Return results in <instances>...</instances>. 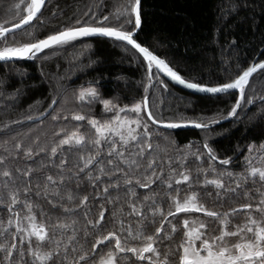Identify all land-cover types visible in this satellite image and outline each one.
<instances>
[{"label":"snow or ice","instance_id":"snow-or-ice-1","mask_svg":"<svg viewBox=\"0 0 264 264\" xmlns=\"http://www.w3.org/2000/svg\"><path fill=\"white\" fill-rule=\"evenodd\" d=\"M48 6L49 0H23V4L14 5L18 23L11 22V27L0 25V61L41 57L46 61L45 50L55 52L79 38L103 36L130 46L142 62H146L145 93L149 92L148 85L166 89L164 77H167L210 98L238 95L226 116L214 113L165 122L150 110L148 95L130 106L119 107L110 99L101 100L95 87H81L76 100L89 106L100 101L104 113H112L103 121L79 113L71 115V119L78 122L87 120L95 130L93 138L89 139L79 128L70 132L57 129L50 144L40 145L37 137L33 145L27 147L21 141L15 142L13 150L6 147L7 141L0 145L3 147L0 210L6 209L5 218H0V264H131L129 254L135 257L136 264H264V141L258 145L256 142L247 144L248 155L244 157L241 172L218 169L214 163L218 156L207 139L203 143L205 151H200L199 145L192 150L190 142L183 149H176L174 156L162 157L156 152L159 145L153 143L160 136L161 125L166 129L192 126L208 131L229 118L239 119L238 110L255 102L246 95V87L250 86L249 78L253 73L264 70V60L248 66L228 82L202 83L183 77L150 46L138 42L143 0H121L107 14H98L89 7L79 16L73 14L66 18L57 30L37 38L33 21L43 25L42 10ZM57 15L62 12L53 9L52 16ZM21 29L28 37L26 41L15 40V32ZM9 36L13 39L11 43ZM3 94L0 91V96ZM18 95V89L10 94L12 99ZM57 103L53 98L45 109L52 110L54 122L68 118L62 109H55ZM64 146H68L67 149ZM73 151L79 154L69 167L66 153ZM189 156L197 161L206 158L208 166L198 167L193 176L185 164ZM37 157L42 159L37 161L34 159ZM232 159L226 157L219 163L228 166ZM18 161H23L22 167ZM157 181L165 186L162 194L150 189ZM185 182L186 187L182 188ZM100 185H103L102 191H96L94 196L81 195L85 188ZM194 186H198L195 191ZM209 186L215 189L214 202H219L221 208L225 199L238 198L245 202L223 212L209 209L201 203L204 197L212 196L207 191ZM137 187L148 189L149 194L141 198L135 190ZM110 191L117 195H109ZM96 197L105 199L116 209L109 217L113 229L106 234H98L104 227L101 222H108L103 205L97 219H87L93 207L90 201ZM40 201L47 203V210ZM164 202L168 203L167 209L161 206ZM241 211L243 223L234 224L233 218ZM193 212L205 213L207 220L185 218L178 227L181 222L176 214L187 217ZM56 213L59 214L53 215ZM76 213L85 217L84 224L75 218ZM132 217L136 219L135 225L131 223ZM209 224L217 226L210 231ZM150 228L153 230L149 231ZM178 232L182 236L175 240ZM89 238H94V242L86 249ZM132 240L139 243L131 245ZM104 241H108L107 252L97 253V245Z\"/></svg>","mask_w":264,"mask_h":264},{"label":"trees","instance_id":"trees-1","mask_svg":"<svg viewBox=\"0 0 264 264\" xmlns=\"http://www.w3.org/2000/svg\"><path fill=\"white\" fill-rule=\"evenodd\" d=\"M118 2L121 0H49V6L42 10L43 25L33 21L36 24L35 35L37 38H43L57 30L66 18L73 14L79 16L89 7L98 14H107L114 10L113 5ZM17 3L23 4V0H0V25L9 27L11 22L18 23L17 10L14 9ZM143 8L142 28L136 37L138 42L150 46L185 78L211 85L228 82L248 66L264 60V0H143ZM53 9H58L62 15L53 17ZM27 39L24 29L15 32L16 41ZM11 42L13 39L9 36V43ZM45 53L46 61L41 57L0 62V91L4 93L0 96V145L7 141L6 147L9 150H13L16 141L23 142L26 147L33 145L37 137L40 145L50 144L53 132L57 129L70 132L79 128L89 139L93 138L95 130L87 120L78 122L71 119V115L79 113L103 121L110 118L112 113L105 114L100 101L89 106L86 102L76 100L75 95L81 87H95L101 100L110 99L119 107L130 106L148 95L150 110L165 122L214 113L226 116L235 102V96L238 95L235 93L231 97L212 98L196 95L176 87L166 79H164L166 89L163 86L148 85L149 92L145 93L146 62H142L130 46L114 42L111 38H79L69 46L55 52L45 50ZM201 76L204 77L203 80L199 79ZM17 89L19 95L12 99L10 94ZM246 95L255 102L246 105L243 110H238L239 119L231 118L227 122L214 125L208 131L160 128V136L153 140L154 145H159L156 152L161 157L165 154L174 156L176 149H183L190 142L192 150H196L199 145L200 151H205L203 143L207 139L218 156V160L214 162L218 169L228 168L233 172H241L244 168V157L248 155L247 144L256 142L258 145L264 141V100L260 99L264 97V70L261 69L252 76L250 86L246 87ZM53 98L58 100L55 109H62L68 114V118L54 122L51 111L45 118L32 121L46 112L45 109ZM28 116L33 119H24ZM18 120L22 122L10 123ZM4 125L8 127L5 128ZM64 147L67 149L68 146ZM0 152H3V147H0ZM78 154L76 151L66 153L69 167L76 161ZM226 157L233 158L230 164L220 165L219 161ZM34 159L39 161L42 157ZM201 161H197L194 156H189L185 161L193 176L196 175L198 167L208 166L206 158L201 157ZM17 163L23 166V161ZM173 166L176 167V164ZM164 167L166 174V163ZM48 170L53 171L51 168ZM200 178L203 179L202 176ZM259 186L258 184L257 187ZM183 187H186V182L182 184ZM251 187L249 182V188ZM102 188L103 185L99 188L87 187L81 195L88 194L92 197L96 191H102ZM150 189L152 192L162 194L165 186L157 181L150 185ZM197 189L198 186H194L192 190ZM135 190L141 198L149 194L148 189L137 187ZM207 191L212 193V196L204 197L201 203L209 209L223 212L245 202L244 199L238 198L225 199L221 208L219 202H214L215 189L209 186ZM183 194L181 192V196ZM109 195L116 196L117 193L110 191ZM119 195L122 202L123 189ZM40 202L47 210L49 207L47 203ZM90 204L93 207L87 219H97L101 205L105 209V220L108 222H101L104 227L98 234H106L112 230L113 224L109 217L116 210L113 205L100 197L91 200ZM161 206L167 209L168 203L164 202ZM127 211L125 207L124 212ZM5 212L6 209L0 210V218H5ZM57 214L59 213L53 215ZM176 216L181 222L178 227L182 226L185 218L207 220L205 213L202 212H193L187 217L185 214L177 213ZM75 218L80 224L86 222L80 213H76ZM243 220L244 213L241 211L233 218V223H243ZM176 222L173 220V223ZM131 223L135 225V217L131 218ZM216 226L209 224V230ZM152 230L153 228L149 229ZM181 236L182 233L178 232L174 239L179 240ZM92 242L94 238H89L85 248H90ZM129 243L137 245L139 242L132 240ZM167 243L165 241V244ZM107 250L108 241L97 245V253H104ZM129 259L131 264H136L135 257L131 254Z\"/></svg>","mask_w":264,"mask_h":264},{"label":"water","instance_id":"water-1","mask_svg":"<svg viewBox=\"0 0 264 264\" xmlns=\"http://www.w3.org/2000/svg\"><path fill=\"white\" fill-rule=\"evenodd\" d=\"M11 27V26H9ZM22 30V29H21ZM17 32V31H16ZM90 37H103V36H90ZM83 38H87V37H83ZM20 60H30V58H25V59H20ZM18 61V60H16ZM0 62H3V61H0ZM255 63H259V62H255ZM261 70V69H258L257 72ZM255 73L252 74V76L254 75ZM252 76L249 78V80L252 78ZM164 79H166L167 81H169L170 83H172L173 85H175L176 87L182 89V90H185L189 93H192V94H196V95H203V96H208V94H202V93H196L194 90H191V89H187L184 85H180L179 83L177 82H174V81H171L170 78H167V77H164ZM52 110H49V111H46L43 115L41 116H38L36 118H34L32 121H39L43 118H45ZM231 118L227 119V120H224L220 123H224V122H227L229 121ZM160 128H163V129H166L163 125L160 126ZM175 129H197L195 127H192V126H187V127H178V128H175ZM175 129H168V130H175Z\"/></svg>","mask_w":264,"mask_h":264}]
</instances>
